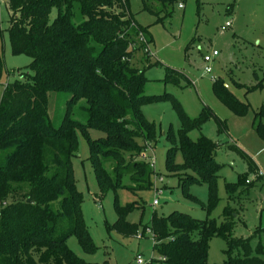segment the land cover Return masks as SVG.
Wrapping results in <instances>:
<instances>
[{
    "label": "trees",
    "instance_id": "trees-1",
    "mask_svg": "<svg viewBox=\"0 0 264 264\" xmlns=\"http://www.w3.org/2000/svg\"><path fill=\"white\" fill-rule=\"evenodd\" d=\"M143 1L144 9L153 11L148 0ZM157 1L169 7L183 0ZM75 2L85 15L79 25L73 20ZM6 4L9 25L3 29L0 18V45L7 31L12 52L26 54L32 62L19 69L20 79L6 84L0 102V264H101L84 260L67 244L76 236L86 252L98 249L86 227L83 195L72 164L79 150L77 131L88 137L89 159L102 192L120 187L149 189L153 175H163L155 171V156L141 158L145 150L154 152L149 145L156 141L157 132L143 107L164 101L173 103L180 120V127L174 130L171 125L166 136L172 144L166 167L180 180L206 183L209 193L204 219L174 210L167 215L155 212L151 222L143 225L153 234L154 250L162 257L159 261L210 264L209 241L223 236L229 244L225 264H264L262 256L250 254L249 238L231 236L238 215L235 209L225 207L221 224L209 217L221 199L217 180L222 165L215 161L218 143L205 135L194 140L190 132L202 128L210 110L205 108L191 117L170 92L145 94L149 79L146 67L140 68L138 63L151 60L145 50L151 39L147 28L131 14L128 0H7ZM53 8L57 16L52 20ZM4 63L0 49V77ZM184 76L168 71L164 81L179 85ZM214 82L221 100L236 113H245L250 104L239 101L219 80ZM50 91L71 96L60 126L50 115ZM81 100L86 102V123L72 116ZM263 113L264 106L256 114ZM93 128L104 135L91 138ZM257 130L264 137V124ZM178 150L183 154L182 163L176 161ZM239 152L248 171L254 172L253 158L241 149ZM246 176L240 174L238 182L227 183L228 190L247 184ZM125 177H129V185L123 183ZM136 207L116 202L118 219L111 229L136 235L141 223L127 220ZM234 248L245 256L233 257ZM258 250L263 253V245Z\"/></svg>",
    "mask_w": 264,
    "mask_h": 264
},
{
    "label": "rangeland",
    "instance_id": "rangeland-1",
    "mask_svg": "<svg viewBox=\"0 0 264 264\" xmlns=\"http://www.w3.org/2000/svg\"><path fill=\"white\" fill-rule=\"evenodd\" d=\"M128 3L131 14L138 24L147 28L151 39V60L138 63V67H146L149 79L145 94L170 92L191 117L199 116L205 108L211 112L201 129L190 132L194 140L205 135L218 143L215 161L222 165L217 180L221 199L209 217L221 224L224 209L230 205L238 213L231 236L249 238L250 254L264 258V250L263 253L258 250L260 244L264 247V181H257L251 188L243 183L233 192L227 188V183L238 182L240 174H247V178L253 176L240 149L249 154L259 168L264 169V137L257 130L259 124H264V113L256 114L264 106V0H183V7L179 3L165 7L157 0H148L153 11L144 9L143 0H128ZM166 10L172 13L168 14ZM73 12L75 24L79 25L85 20L78 2L74 3ZM56 16L57 9L53 8L51 19ZM0 18L3 29L8 28L9 14L5 2L0 3ZM227 21L231 25L223 30L222 26ZM9 40V34L5 31L0 45L5 61L0 77V102L6 84L20 79L19 69L32 62V58L26 54H14ZM214 50H218L219 54L205 63L204 57L212 55ZM206 65L211 67V72H205ZM168 71L174 75L178 72L185 75L181 77L179 85L165 83ZM215 80L222 82L239 101L250 104L245 113H236L221 100L216 93ZM49 98L50 115L54 124L60 126L71 96L50 91ZM85 105L86 102L81 100L72 113L73 118L83 123L88 119ZM143 111L157 126L156 141L149 145L154 152L148 150V154L155 156L157 174L165 177L163 183L156 180V184L162 188L156 206L153 204L156 197L155 175L152 178L153 186L146 190L120 187L116 191L109 189L102 192L89 159L88 137L81 130L77 131L79 150L72 164L83 195L86 227L98 249L86 252L76 236H71L67 244L88 262L141 264L137 261V255L141 254L146 263L155 260V264H170L159 261L162 257L154 250L153 234L149 229L144 230L143 225L151 222L155 212L167 215L178 210L202 219L207 217L204 205L208 201V185L192 179L180 180L178 175L170 174L166 167L168 149L172 146L166 139L168 130L171 125L174 130L180 127L173 103L148 104ZM103 135L98 128L89 131L91 138ZM175 157L177 162H183L181 151L178 150ZM128 179L125 177L123 183L129 185L131 182ZM187 194L195 198H189ZM116 202L121 205L134 203L137 206L127 216L128 221L142 224L136 235L125 236L111 229L118 219ZM228 249L226 237L211 238L209 263L225 264L229 259ZM232 256L243 257L245 253L234 248Z\"/></svg>",
    "mask_w": 264,
    "mask_h": 264
},
{
    "label": "built area",
    "instance_id": "built-area-1",
    "mask_svg": "<svg viewBox=\"0 0 264 264\" xmlns=\"http://www.w3.org/2000/svg\"><path fill=\"white\" fill-rule=\"evenodd\" d=\"M1 2H7V0H0V3ZM179 6L180 7H183V4L182 3H180L179 4ZM231 25V22L230 21H227L226 22V24L224 25V26H222V29L224 30V29H226L227 27H229ZM140 39L141 40H144L145 39V37H144V35L143 34H140ZM147 52H149V55L151 56V48H150V46H147L146 47V49H145ZM219 54V52H218V50H214V52H213V54L212 55H206L205 57H204V61H205V63H208V62H210L211 60H212V58L213 57H215V56H217ZM212 71V69H211V67L210 66H208V65H206L205 66V72L206 73H209V72H211ZM141 158L142 159H148V151L147 150H145V151H143L142 152V154H141ZM158 182H161V183H163L164 181H165V178L163 177V176H156L155 177V181H154V187H155V192H156V197H155V199H154V201H153V204H154V206H156V205H158L159 204V194H161L162 193V188L161 187H159L157 184H156V182L157 181ZM257 181H264V169H262V168H259L258 166H257V169L253 172V176H252V178H247V180H246V183L247 184H250V183H255V182H257ZM150 230V229H149ZM141 236V235H140ZM137 261L139 262V263H141V264H147L146 262H145V260L143 259V256L141 255V254H138L137 255ZM151 261V260H150ZM149 261V262H150Z\"/></svg>",
    "mask_w": 264,
    "mask_h": 264
},
{
    "label": "crops",
    "instance_id": "crops-1",
    "mask_svg": "<svg viewBox=\"0 0 264 264\" xmlns=\"http://www.w3.org/2000/svg\"><path fill=\"white\" fill-rule=\"evenodd\" d=\"M257 183H258V182H255V183L253 184V186H255ZM253 186H252V187H253Z\"/></svg>",
    "mask_w": 264,
    "mask_h": 264
},
{
    "label": "water",
    "instance_id": "water-1",
    "mask_svg": "<svg viewBox=\"0 0 264 264\" xmlns=\"http://www.w3.org/2000/svg\"><path fill=\"white\" fill-rule=\"evenodd\" d=\"M28 201H31L30 199H28Z\"/></svg>",
    "mask_w": 264,
    "mask_h": 264
}]
</instances>
